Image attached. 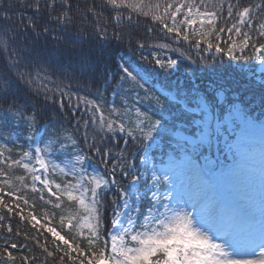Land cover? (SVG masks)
I'll return each instance as SVG.
<instances>
[{
	"label": "snow or ice",
	"instance_id": "snow-or-ice-1",
	"mask_svg": "<svg viewBox=\"0 0 264 264\" xmlns=\"http://www.w3.org/2000/svg\"><path fill=\"white\" fill-rule=\"evenodd\" d=\"M126 29L145 33L137 60L119 50ZM177 70L195 92L211 74L218 96L264 118V0H0V264H264V188L254 196L240 166L216 158L249 159L235 133L264 132V119L233 104L235 126L215 121L199 96L191 107L156 87ZM72 81L104 87L81 95ZM22 96L54 107L26 110ZM187 112L198 133L180 127ZM177 161L195 170V191L178 188ZM38 203L50 210L38 215Z\"/></svg>",
	"mask_w": 264,
	"mask_h": 264
},
{
	"label": "trees",
	"instance_id": "trees-1",
	"mask_svg": "<svg viewBox=\"0 0 264 264\" xmlns=\"http://www.w3.org/2000/svg\"><path fill=\"white\" fill-rule=\"evenodd\" d=\"M77 2L81 5H91L93 3V0H77ZM136 2H142V3H149V4H155V3H161L163 4V0H136ZM210 4L215 3L218 4L219 0H209ZM111 31V30H110ZM126 31L128 32H133V35L129 38L132 41V46L130 47V43H129V39H125L122 43H119L118 47L119 50L125 55V56H129L131 57L133 60H137L139 53L135 51V41L139 38V37H144L145 33L143 31H140L137 34H135V31L133 29H126ZM89 36L86 33L85 34V39H88ZM148 39H151L154 43H159V44H165V43H171L168 39L164 38L161 35H153L151 37H147ZM19 40H23L24 36L20 35L18 37ZM113 43H117L116 41H113ZM187 46L185 44L181 45V50H186ZM157 51H164L162 49H157ZM194 54V53H193ZM172 55L175 57H177L179 55V53H172ZM151 59V58H149ZM140 62V61H138ZM67 63V62H66ZM216 67L220 68L223 67V65H216ZM195 71V69H194ZM230 70H218L217 75H223L227 72H229ZM211 74H203L199 76L200 80H197L196 83L199 84V91L197 92L198 96H201L202 98H204V100H206L212 108L213 112H218V114H224L228 108L233 107V104H240L239 101L237 100L236 96L233 95L232 93H228L225 96H218L216 94V92L209 87V77ZM217 75H213L212 78H217ZM247 73L244 74V77H237L238 79H240V86H243L244 84L248 83V80L246 79L247 77ZM53 81H56L58 79H60L59 76L57 77H52L51 78ZM167 80H168V85H167V89H169L170 92L176 93L177 91L180 92V97L181 99H186L189 103V105L191 107L194 106V98H191L190 93H191V89H192V85L184 80V73L182 70H177L172 72L171 74H169L167 76ZM70 82L68 80H64V84L68 85ZM254 83V81H253ZM52 84H49V87H51ZM71 87L72 89L75 91L77 89L80 90V94L84 95L86 92L87 93H91V94H95L97 91V87H99L101 90H103V82L100 81L96 86H92L91 84H88L87 87L85 86V82L81 81L79 83L72 81L71 82ZM166 87V85H165ZM200 97V98H201ZM161 100L163 101V103L167 106V102L164 100L163 97H161ZM231 102V103H230ZM18 104H21L25 107L26 110H31L33 108H37L39 109L41 112H46L51 110L52 107L49 105L48 108L46 109L44 107L45 102L43 101L42 97H30V96H22L17 100ZM244 105V104H241ZM245 107H247L246 105H244ZM179 106H173V111H176L177 108ZM248 108V107H247ZM249 109V116H256L259 118L260 117V113H259V109L258 108H248ZM183 121L184 123L180 126L181 128L184 129V131H186L188 134H193V133H197L198 132V122L200 121V116L193 113V112H187L185 113L184 117H183ZM47 122V117H45V120L41 121V128H43V124ZM67 122H59L55 124V127H49L47 129L48 132H53V130L55 128H62V127H66ZM22 130V129H21ZM3 135L7 136L8 135V131L7 129H5L3 131ZM21 142H23L21 140ZM213 154V153H212ZM64 159H67L66 156L63 157ZM195 158V157H194ZM157 159H159V153H157ZM185 165L183 162L177 161L175 162V164L171 165L172 167H179V166H183ZM17 175H19V173H17ZM37 214L40 215L45 211L50 210L49 208H45L43 203H38L37 204ZM70 211V209L68 210ZM21 228H24V230H29L25 225L21 224L20 225Z\"/></svg>",
	"mask_w": 264,
	"mask_h": 264
},
{
	"label": "rangeland",
	"instance_id": "rangeland-1",
	"mask_svg": "<svg viewBox=\"0 0 264 264\" xmlns=\"http://www.w3.org/2000/svg\"><path fill=\"white\" fill-rule=\"evenodd\" d=\"M205 30H207V28ZM145 67H151V65L145 63ZM250 67L255 71L258 78L260 75V66L258 64H253ZM155 83L157 88L164 87L166 91H169V89H167V77L162 75L157 78ZM190 91L191 98H194L193 107H195L198 94L197 92L193 91V89H191ZM200 97L201 96H199V98ZM200 99L204 100V98L202 97ZM204 101L208 104L213 119L217 121L215 116H213L214 112L212 111L211 105L206 100ZM161 102L163 103L162 100ZM239 107L242 111H246L249 115V109L247 107L241 104H239ZM220 116V122L231 121L233 122V126H235V124L239 122L236 118V113L233 107L228 108V110L224 114H220ZM251 117L256 119L257 123H259L260 119H264L256 117L254 115H252ZM55 129L53 130V132L55 131ZM232 134L233 133H231V131L225 132V135H228L229 139L235 138L234 136H232ZM235 135L238 137V140L246 142L249 145L248 151L250 152L251 157L249 159L241 160L239 157L234 158L233 154L230 152L226 154L218 152L216 158L219 162L220 169L223 170L226 168H232L237 165L240 166L241 183L251 194L258 197L261 193L262 188H264V158H262V151H264V132H262L260 127L257 126L255 128H241L237 133H235ZM225 155L227 156V159H225ZM212 158L215 159V154ZM173 168L175 170L178 188L186 191H195L198 184V178L195 170L187 167L186 165Z\"/></svg>",
	"mask_w": 264,
	"mask_h": 264
}]
</instances>
